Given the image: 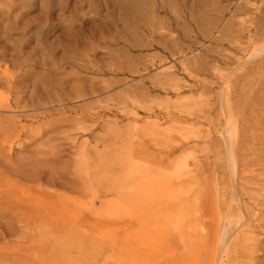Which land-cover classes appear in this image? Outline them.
Listing matches in <instances>:
<instances>
[{
	"label": "rangeland",
	"instance_id": "374dc122",
	"mask_svg": "<svg viewBox=\"0 0 264 264\" xmlns=\"http://www.w3.org/2000/svg\"><path fill=\"white\" fill-rule=\"evenodd\" d=\"M135 1H141L136 27L118 23L113 29L97 20L86 22L85 13L95 14L88 8L63 21L75 25L73 31L81 23L84 29L97 27L83 49L84 64L72 53L60 52L65 60L54 67L42 47L33 55L39 62L29 65L23 59L11 61L0 49V73L5 68L16 72L18 66L30 71L18 83L19 108L0 111L26 128L12 153L6 137L0 143L12 169L26 174L40 164L49 170L37 183L10 173L1 176L5 198L0 210L9 215L30 206L72 208L90 219L92 209L101 224L97 229L77 228L78 236L63 240L44 237L40 242L46 247L38 249L16 239L20 231L30 227L36 232L37 226L1 217L0 264H171L175 250L179 258L174 264H211L220 250L218 229L242 218L228 215L227 206L243 204L248 216L258 211L251 200L256 198L254 184L238 179L239 199L234 196L225 138L231 126L241 131L245 124L240 112L229 118L226 99L234 104L243 82L240 75L258 64L246 61L253 48L245 31L260 1ZM36 13L35 6L26 18ZM101 14L106 20L105 11ZM226 25L232 33L224 39ZM58 33L46 31L42 41L50 44ZM38 34L34 27L28 35ZM11 39L25 40L19 34ZM35 44L33 40L23 52ZM55 68L57 73L49 72ZM51 122L61 123L45 129ZM29 130L41 138L33 141ZM245 146L249 160L264 159V151L242 143L240 136L237 150ZM139 207L146 219L140 225L133 219ZM260 218L264 220V211L255 218L260 228L248 236L264 238ZM78 223L79 217L72 219L70 228ZM7 229L13 230V238L3 239ZM238 233L231 230L227 247ZM244 261L264 264V251Z\"/></svg>",
	"mask_w": 264,
	"mask_h": 264
},
{
	"label": "bare ground",
	"instance_id": "6f19581e",
	"mask_svg": "<svg viewBox=\"0 0 264 264\" xmlns=\"http://www.w3.org/2000/svg\"><path fill=\"white\" fill-rule=\"evenodd\" d=\"M259 1L260 5L254 9V17L249 20L248 29L245 31V35L248 37L247 44L253 48L246 61L258 60V64L256 67L240 75L239 78L242 79L243 82L234 104H229L230 100L226 99V112L229 114V118L234 115V112H240L241 116L244 118L245 124L241 131L238 130L236 126H231L225 138L228 151V167L230 169L234 196H237L239 199L240 192L238 193L236 186L238 179L243 180V185L254 184L257 191L256 198H251V200L253 204L259 208L254 215L248 216L246 212L249 208H246L243 204H240V208H238V203L235 204V206L230 204L227 206L228 215L231 216L237 213V215L242 216V218L236 221L235 224L229 223L225 225L221 232H219L218 229L217 237H220V250L214 254L211 264H252L251 262L246 263L244 259H252L254 255L264 251V238L260 239L256 236H248L253 233L254 229L260 228L255 225L258 224V220L255 218H258L264 211V159L249 160V158L246 157V146L237 150L238 139H240L241 136L242 143H251L255 150L264 151V121L262 120L264 114V0ZM29 2H32V6ZM71 2L73 3L70 6ZM140 3L141 1L137 2L135 0H0V42L3 43L0 48L1 52L2 54L10 55L11 61L23 59L22 61L24 63L34 65L39 61L36 60L33 55L44 47V50L47 51V60H49L52 65L58 61L65 60L63 56H58L60 52H70L76 57L77 61L84 64L86 58L83 49L86 48L87 38L95 36L94 30H96L97 27L84 29L81 23L79 28L73 31L75 25L68 26L63 24V21H66V19L70 17L80 16L83 9L88 8V10H93L95 14L89 15L85 13L83 17L86 22H94L97 20L101 22L100 26L110 25L113 29L117 27L118 23L136 27L138 25L136 22V14L139 11ZM35 6L37 7V13L31 18H26L29 11L32 8L34 9ZM102 11H105L104 16H107V19L103 21L101 17ZM4 20H6L7 24L2 25ZM192 21L195 27V24H197L196 18L193 17ZM34 27L38 28L39 31L38 37L36 38L28 35ZM55 30L59 31L58 35L54 37L52 43H47L46 45V43L42 41L45 32ZM224 32L222 36L226 39L228 38L226 36L232 33V26L226 25ZM13 34H19L25 40L18 43L12 42L11 36ZM33 40L36 42L35 46L30 49V52L24 53L22 48L28 46ZM220 40H222V38H220ZM257 43L261 44V46L257 47ZM17 68L18 70L16 72H10L5 68V70L0 73V87H5L3 91L0 90V111H9L12 108H19L20 102L16 94H19L22 88L18 86V83L25 81L30 71H24L20 69V66ZM58 71V68L49 70L50 73L54 74ZM12 95L15 97L13 102H11ZM37 97V91L34 89L32 98L35 99ZM32 103H34L33 100ZM26 108L27 107H22L21 109ZM35 108H37V105L33 107V109ZM31 118L35 119V117ZM254 118L258 122H254V125H252L251 121ZM58 123L51 122L45 126V129L57 125ZM25 128L26 127L21 125L20 119L0 115V137H6V140L10 143L9 152L12 153L14 145L20 138V133H23ZM80 130L82 133L87 132L84 128ZM29 134H31L33 141L41 138L40 134L35 131L29 130ZM84 145L85 144H83L81 154L85 151ZM49 150L53 149L50 148ZM238 151H240V153H238ZM10 160L11 158L8 152L4 150V143H0V177L10 173L14 178H22L25 181L37 183L38 179L46 175V172L49 171L45 169L44 166L36 164L37 167L31 168L30 173L22 174L12 169ZM44 161L48 162V159ZM37 168L41 170L38 171L36 170ZM256 171L260 172L255 173ZM51 175L53 176L54 174ZM49 181L54 182L53 179H49ZM241 187L243 186L241 185ZM242 195L244 194L242 193ZM4 198V194H0V203ZM233 202H235L234 199ZM83 214L84 213L80 210L72 208L38 206L23 207L21 210L9 215L5 211L0 210V218L9 216L18 224L25 223L26 226L34 225L38 227L36 228V232H33L31 228L28 227L27 230L20 231L18 238H16L25 245L27 244L28 246L38 249L46 247L44 243L40 242L44 237L63 240L65 236H78L79 233L75 230L77 228L85 227L86 229H97L101 227L99 222L100 219H98L100 216L97 211L90 210V219ZM135 214V218H133L134 223L140 225V223L146 221V219H144L145 214L142 213L140 207L137 208ZM78 217L80 220V223H78L79 225L70 228L71 220ZM260 221L264 222L263 218H260ZM42 227L48 228V231H43L44 229ZM51 228L55 230L53 231ZM234 229L239 230L238 236L234 240L232 247H227L226 241L231 230ZM14 236L13 230L10 229H7V231L2 234L3 239L6 237L13 238ZM82 244L83 246L87 245L85 242ZM177 252L176 250L173 251L171 264H174L179 258ZM224 258H226V262H224ZM11 264H15V262L12 261Z\"/></svg>",
	"mask_w": 264,
	"mask_h": 264
}]
</instances>
